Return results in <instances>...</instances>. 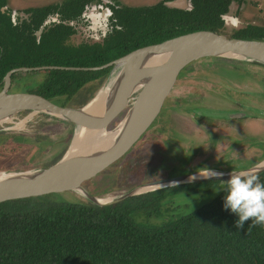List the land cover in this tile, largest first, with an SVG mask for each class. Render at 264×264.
<instances>
[{
    "label": "trees",
    "instance_id": "obj_1",
    "mask_svg": "<svg viewBox=\"0 0 264 264\" xmlns=\"http://www.w3.org/2000/svg\"><path fill=\"white\" fill-rule=\"evenodd\" d=\"M164 1L168 0L142 6L116 2L111 6L115 20L103 44L69 41L75 31L69 22L81 15L90 0H59L25 8L30 16L21 23H13L0 10V90L12 68L102 66L135 49L195 31H213L229 38L264 37V25L247 24L226 31L222 15L233 0H190L191 10L171 9ZM7 2L0 0V8ZM55 13L60 22L47 25L37 40L36 31ZM111 70L34 71L43 78L30 91L75 98L83 86ZM4 139L0 131V156L16 153L17 144L1 143ZM256 177L264 184V171ZM224 181H208L207 189L193 187L196 183L183 185L192 186V192H209L222 188ZM180 186L113 205L62 197L0 203V264H264V229L248 228L250 221L237 229L236 217L222 209L220 189L210 201L189 212L170 215L159 223L143 220L160 216L165 209L162 202Z\"/></svg>",
    "mask_w": 264,
    "mask_h": 264
},
{
    "label": "water",
    "instance_id": "obj_2",
    "mask_svg": "<svg viewBox=\"0 0 264 264\" xmlns=\"http://www.w3.org/2000/svg\"><path fill=\"white\" fill-rule=\"evenodd\" d=\"M233 1L229 6L231 9ZM164 5L171 9L191 10L190 0H168ZM227 12L222 15L225 29L237 30L242 24L238 16ZM57 20V18H54ZM47 18L36 31L40 39L44 28L50 24ZM66 23V22H65ZM239 24L241 26L239 27ZM232 30V31H233ZM231 31V32H232ZM161 52L169 54L162 58ZM229 61L247 62L264 67V37L229 38L225 34L213 31H195L168 39L158 44L135 49L111 62L96 67L74 66H35L10 69L4 76L3 88L0 90V125L12 123L10 128L24 126L34 116H45L70 123L75 128L83 126L88 129L115 131L113 143L98 162L84 163L83 168L74 174H68L59 167L62 160L47 167L27 170H0V203L10 200L32 197H65L77 196L98 205H113L127 200L129 197L141 195L170 186L198 183L211 180H227L229 174L257 176L264 171V159L253 166L236 171L204 169L186 173L177 177H167L139 185L123 194H111L108 187L118 179L123 171L145 147L167 114L174 108L177 98L184 92L198 86L201 79L221 68ZM112 67L122 69L115 78L116 82L136 84L142 78L155 79L158 70L163 69L165 79L157 78L146 91L125 93L109 97L103 104L94 106L96 95L90 100L48 96L35 91H10L12 76L17 72H33L40 70H102ZM112 72H110L111 74ZM123 84V85H124ZM214 111V110H213ZM208 117L225 118L241 117V113L213 112ZM27 116L18 123L14 121L19 115ZM245 116L246 114L243 113ZM28 120V121H27ZM115 123L117 125H115ZM5 128H2V131ZM66 154V153H65ZM64 154V155H65ZM102 155V156H103ZM93 162V163H92ZM216 171L222 176L204 177L197 174L204 171ZM198 178L190 180L191 176ZM207 176V175H205ZM190 178V179H189ZM156 185L150 188V186ZM106 200V201H104Z\"/></svg>",
    "mask_w": 264,
    "mask_h": 264
},
{
    "label": "rangeland",
    "instance_id": "obj_3",
    "mask_svg": "<svg viewBox=\"0 0 264 264\" xmlns=\"http://www.w3.org/2000/svg\"><path fill=\"white\" fill-rule=\"evenodd\" d=\"M57 1L59 0H10L9 7L19 11L22 8L41 6ZM111 1L119 2L121 5L142 6L160 0ZM229 12L237 15L242 24L252 22L264 24V0H243L241 2L233 0ZM240 26L241 24H239ZM232 30L231 27L226 28L227 32ZM81 41L82 39L78 35L72 40L73 43ZM118 69L113 70L109 77L98 84H87L90 89L87 92L83 90L84 95L87 93L91 96L94 91L100 92L108 85L113 75H118ZM22 73L16 77V83L10 91H29L34 89L43 78L41 73L34 72L31 75H26V72ZM211 110H214L213 112L229 110L240 112L239 119L241 121L258 122L256 125V129L259 130L257 134L264 138V67L247 62L229 61L223 64L219 70L209 73L207 77L201 79L198 86L192 88L189 93L184 92L181 97L177 98L174 108L163 119L144 149L132 159L121 176L108 187V192L123 194L139 185L155 181V178L159 180L162 176L165 178L167 176L177 177L204 169L242 170L264 159V142L262 141L255 142V147H261L257 151H250L249 161L246 160L243 163L239 160L241 155L235 157L230 148L227 150L228 156L225 155L226 150L219 153V151H215L214 147L210 148L208 136L212 130L209 127L216 129V132L211 135L218 137L219 127L221 129L226 123L220 118L206 116ZM243 113L246 115L244 116ZM26 116V113L21 114L14 121L18 123ZM28 120L24 126L18 128H10L14 126L12 123L0 125V128H5L3 131L6 135V139L1 143L10 142L12 145L17 144L18 146L16 153L6 157L0 156V170L18 171L47 167L60 160L74 140L76 129L70 123L42 117V115L34 116ZM236 121L234 120V122ZM115 125L117 124L115 123ZM233 132L234 130L231 128L222 131L223 140H229L241 149L243 137L235 136ZM193 140L195 149H192L191 142ZM198 146L200 147L197 148ZM199 150L201 151L196 155ZM145 164L148 165V170L141 166ZM241 164L244 167H240ZM142 169L143 172L145 171L143 176L141 175ZM157 171L159 173L154 177L153 174ZM195 186L207 189L209 183L208 181L198 182L193 187ZM191 188L192 186L182 184L174 192L172 191L173 193L168 194L166 200L162 202L165 208L162 211V217L150 215L143 217V220L159 223L167 220L170 215L189 212L210 201L219 192L217 187L209 192H192ZM62 198L86 202L85 199H79L77 196Z\"/></svg>",
    "mask_w": 264,
    "mask_h": 264
},
{
    "label": "bare ground",
    "instance_id": "obj_4",
    "mask_svg": "<svg viewBox=\"0 0 264 264\" xmlns=\"http://www.w3.org/2000/svg\"><path fill=\"white\" fill-rule=\"evenodd\" d=\"M160 54V52H159ZM169 54L161 52L160 56L162 58H167ZM158 75L155 79L152 78H142L137 80L136 84H122L116 82L115 78L117 76L113 75L110 78V82L105 86L96 96L93 105L98 106L103 104L109 97L114 95H121L125 93H138L141 91H146L150 88V85L154 84L157 78L164 80L166 77L163 73V69L158 70ZM7 128V127H6ZM61 129V127H60ZM76 134L72 144L70 145L68 151L59 163V167L66 171L68 174H76L79 169H82L84 163H89L91 161L98 162L103 154L106 153L109 144L113 143L114 137L119 133L120 128L116 131H111L113 133L109 134L110 131L105 129L94 130L88 129L83 126H77ZM54 130V129H53ZM58 130V129H57ZM23 132V131H22ZM103 155V156H102ZM55 156V155H54ZM46 162V161H45ZM92 162V163H93ZM201 175H208L207 171L201 172ZM199 176V174H197ZM156 185L150 186V188ZM106 201V200H104Z\"/></svg>",
    "mask_w": 264,
    "mask_h": 264
},
{
    "label": "flooded vegetation",
    "instance_id": "obj_5",
    "mask_svg": "<svg viewBox=\"0 0 264 264\" xmlns=\"http://www.w3.org/2000/svg\"><path fill=\"white\" fill-rule=\"evenodd\" d=\"M9 3H10V0H8L7 4L5 6H2L0 8V10L2 13L8 14L13 23H17V22L21 23L23 20H27L29 18L30 14L24 10L25 8H22L19 11L13 10L11 7H9ZM115 5H116V2L113 3L111 0H90V2L86 4L81 15L77 19L69 22V25H71L75 30L74 33L70 36L69 41L74 45H82L85 43L103 44L105 38L108 36L109 32L111 31L112 26H113V22L115 20L113 18V11L111 9V6H115ZM26 8H28V7H26ZM48 18L51 20L50 24L60 22L58 13L50 15ZM54 18H57V20H54ZM77 35L82 39V41L79 43H73L72 42L73 37H75ZM110 67L111 66L106 67L104 69H107ZM117 68H119V67H117ZM104 69H102V70H104ZM92 71H98V70H92ZM111 72H112V70H111ZM17 73H19V72H17ZM26 73H28V72H26ZM117 73L118 74L122 73V69L119 68L117 70ZM110 75L111 74L109 71L107 76L96 77L87 84H90V83H92L93 85L98 84L99 82L103 81L104 79H106ZM13 76H12V85H11L10 90L14 87V83H16V81H15L16 78H14ZM3 79H4V77H3ZM3 79L1 82L2 88L4 85ZM86 85L80 89V91L76 94L75 98L80 99V100H86V99L88 100V99L92 98L93 96L97 95V93H99L98 91H94V94H92L91 96H89V94H87V93L84 95L83 90H86L85 92H87L88 89H90V87H88V85L87 86ZM226 112H235V111L229 110ZM205 120L207 121V119H205ZM0 131H2V128H0ZM200 151L201 150H199L198 153H196V155H198ZM214 157H216V155H214ZM141 166L144 167L145 170L148 168L147 167L148 165H146V164L141 165ZM144 172L142 173V176H143ZM157 173H159V172L157 171L153 174V175H155L154 177H156ZM163 177L165 178V176H162L161 179ZM167 177H169V176H167ZM156 179L157 178H155V180ZM114 188H115V186H114Z\"/></svg>",
    "mask_w": 264,
    "mask_h": 264
},
{
    "label": "clouds",
    "instance_id": "obj_6",
    "mask_svg": "<svg viewBox=\"0 0 264 264\" xmlns=\"http://www.w3.org/2000/svg\"><path fill=\"white\" fill-rule=\"evenodd\" d=\"M208 175L199 176L216 177L223 173L207 170ZM191 178V179H190ZM189 179H197V175ZM222 209L236 217L234 225L237 229L244 226L245 221H250L249 227L259 226L264 229V184L260 183L254 175L244 176L229 174L222 188Z\"/></svg>",
    "mask_w": 264,
    "mask_h": 264
},
{
    "label": "crops",
    "instance_id": "obj_7",
    "mask_svg": "<svg viewBox=\"0 0 264 264\" xmlns=\"http://www.w3.org/2000/svg\"><path fill=\"white\" fill-rule=\"evenodd\" d=\"M243 5H244V3H243ZM221 120L225 121L226 123L224 124V126L221 127V129L219 127V131H218L219 136L218 137L211 135L213 132H216L215 131L216 129L215 128L213 129V127H209V129L212 130V133L208 136L209 142H210L209 145H211L210 148L214 147L215 151H219V153L226 150V153H225L226 156L229 155L227 150H228V148H230L231 153H234L235 157L237 155L238 156L241 155V157H239V160L241 161V163L246 162V160L249 161V152L250 151H257L261 147V146L255 147V142H258V143L260 141L264 142V138H262V136H259L257 134L259 131L256 129V125L258 122L252 121V120H245V119H244L245 121H241V119H239V118H233L230 116L225 117V118H221ZM234 120H237V121L234 122ZM230 128L234 130L233 135L243 137V140L241 142L243 145L241 146V149L237 144L230 142L229 140H225V141L223 140L222 131H224L225 129H230ZM191 143L193 145L192 149H195V141L193 140ZM199 147L200 146H198L197 148H199ZM231 155H233V154H231ZM256 163H258V162H256ZM256 163H254V164H256ZM239 166L244 167L243 164H241Z\"/></svg>",
    "mask_w": 264,
    "mask_h": 264
}]
</instances>
